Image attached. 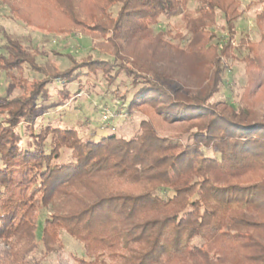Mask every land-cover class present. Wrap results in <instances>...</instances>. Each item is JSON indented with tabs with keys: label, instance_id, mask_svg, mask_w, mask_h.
Instances as JSON below:
<instances>
[{
	"label": "trees",
	"instance_id": "1",
	"mask_svg": "<svg viewBox=\"0 0 264 264\" xmlns=\"http://www.w3.org/2000/svg\"><path fill=\"white\" fill-rule=\"evenodd\" d=\"M184 1L89 0L93 12L83 17L70 0L56 1L91 43L80 55L34 46L3 29L0 240L8 248L0 246V264H26L21 243L50 247L59 227L82 244V264H264V120L257 107L264 105V97L257 100L264 81L251 76L238 102L222 90L231 59V35L224 33L236 35L243 16L229 13L237 3L199 0L188 49L198 59L193 69L208 60L203 93L177 74L121 58L125 41L154 42L147 26ZM256 1L264 19V0ZM8 7L26 26L37 25ZM217 11L223 25L209 29ZM155 48L147 62L167 59L166 48L178 58L182 52L162 40ZM245 61L264 71V39ZM84 78L105 88L90 96L114 113L151 115L131 137L115 127L98 132L87 119L72 123L63 108L79 100Z\"/></svg>",
	"mask_w": 264,
	"mask_h": 264
},
{
	"label": "rangeland",
	"instance_id": "2",
	"mask_svg": "<svg viewBox=\"0 0 264 264\" xmlns=\"http://www.w3.org/2000/svg\"><path fill=\"white\" fill-rule=\"evenodd\" d=\"M56 1L62 2L63 0H0V43H2L3 29L19 36L23 41L32 40L34 46H43L48 49H59L62 53L76 52L78 55L87 53L91 48L89 39L84 38L77 31L78 29L71 24V21L66 18L60 11V7L63 5L56 4ZM67 1V0H66ZM73 8L77 14L81 17L85 16L89 12H93L89 0H70ZM231 2L232 0H228ZM6 2V3H5ZM236 4V11H229L230 15L238 13L243 14L242 20L239 23V29L236 35L225 31L224 34L231 35L230 41V60L228 61L227 70L224 73L225 81L227 82L226 88L222 86V90L228 93L232 102H238L243 96L244 89L250 83L251 76L257 79L260 83L264 81V71L261 68H257L255 63L251 64L248 68L246 65V57L250 49L254 48L264 39V19L259 18L261 16L263 5L256 0L249 2L248 0H234ZM11 7L19 8L24 16L29 17L30 23L37 24L35 27L26 26V19L23 21L17 17V12H12L8 5ZM199 0H185L181 5L175 8L171 12L162 14L157 21V24H149L144 33L149 37L154 38V42H147L141 40L140 42H128L123 44V52L121 58L128 57L132 60H137L140 63L150 64L159 69H164V72L171 75H178L181 78V84L186 88L193 89L200 93H203L206 88L207 80L203 77L202 71L207 66L208 60H205V66L193 69V65L197 62L194 55L189 52L188 46L194 39V26L195 21L200 18L197 12ZM235 7V4L233 5ZM13 11V10H12ZM115 8H110L109 13H113ZM260 15V16H259ZM200 22V21H199ZM223 16L221 11H217L215 23L209 24L208 28L212 30H220V26L223 25ZM34 25V24H32ZM71 32H76L71 35ZM158 40L165 41L173 45L174 47L181 48L182 52L177 56L175 50L169 48L161 52L164 56L167 54V59H161L155 61L153 59L144 58L147 53L157 52L155 44ZM214 42V40H212ZM93 50V49H92ZM160 53V52H159ZM258 53V51H257ZM260 54V52H259ZM175 56V57H174ZM263 56V55H262ZM262 56L260 61L262 62ZM172 57L174 61L169 62ZM134 58V59H133ZM54 61L53 56L50 57ZM61 58L60 60H64ZM42 61V59H41ZM201 63V62H200ZM192 70V71H191ZM175 71V72H174ZM171 74V75H170ZM173 76V77H174ZM172 77V76H171ZM94 79V78H93ZM251 79V80H250ZM85 80V81H84ZM83 88L81 95L77 99L70 102V105H65L63 109H67L66 115L71 118L72 123L80 125L82 119H87L86 124L92 125L98 132L103 130L106 132L115 131L124 137H131L139 128L140 119L143 115H151L152 112L138 113L131 116H124L119 112L116 114L112 108L105 106L103 102H98V98L90 96L91 93L104 95L105 88L94 86L86 83L87 79H83ZM0 80V94L4 91L5 87L8 88V84ZM93 82V81H91ZM257 82V83H258ZM12 95L16 94V91L9 85V92ZM91 92V93H90ZM3 95V94H2ZM106 95V94H105ZM260 97H264V88L258 94V101ZM77 106V108H74ZM59 107V106H58ZM79 107V108H78ZM96 107H98L96 109ZM260 107L262 118L264 120V105L257 104ZM59 109V108H58ZM108 114V118L105 119L104 115ZM67 117V116H64ZM4 121V119H2ZM102 126L104 128L102 129ZM105 127H111L106 129ZM106 129V130H105ZM112 129V130H111ZM114 131V132H115ZM38 203V202H37ZM43 208L39 206L37 215ZM57 238L54 239L50 247L44 246L42 242L32 244L33 246H23L24 241L20 246L26 259V264H82L79 260L81 255L82 244L78 242L72 235L66 232L62 227L58 228ZM0 240V246L8 248V245ZM11 262H8V264ZM95 264H106L102 260Z\"/></svg>",
	"mask_w": 264,
	"mask_h": 264
},
{
	"label": "built area",
	"instance_id": "3",
	"mask_svg": "<svg viewBox=\"0 0 264 264\" xmlns=\"http://www.w3.org/2000/svg\"><path fill=\"white\" fill-rule=\"evenodd\" d=\"M104 118L107 119V118H108V114H105V115H104Z\"/></svg>",
	"mask_w": 264,
	"mask_h": 264
}]
</instances>
